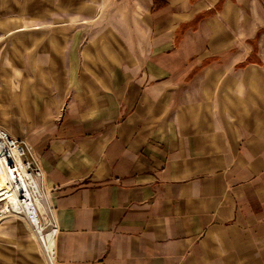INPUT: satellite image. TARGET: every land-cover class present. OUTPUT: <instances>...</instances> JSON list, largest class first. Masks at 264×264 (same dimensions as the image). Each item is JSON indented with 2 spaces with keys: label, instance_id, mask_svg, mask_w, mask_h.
Here are the masks:
<instances>
[{
  "label": "crops",
  "instance_id": "obj_1",
  "mask_svg": "<svg viewBox=\"0 0 264 264\" xmlns=\"http://www.w3.org/2000/svg\"><path fill=\"white\" fill-rule=\"evenodd\" d=\"M113 3L0 44L53 264H264V0Z\"/></svg>",
  "mask_w": 264,
  "mask_h": 264
},
{
  "label": "rangeland",
  "instance_id": "obj_2",
  "mask_svg": "<svg viewBox=\"0 0 264 264\" xmlns=\"http://www.w3.org/2000/svg\"><path fill=\"white\" fill-rule=\"evenodd\" d=\"M114 1L120 0H0V18L5 20L10 17L8 23L17 29L11 35L4 32L0 34L2 58L11 56L9 44L15 36L26 37V33L30 32L28 28L53 25L54 20L58 21L42 17L41 14L45 10L50 16L56 15L59 11L64 13L65 10L81 12L82 16L72 19L74 22L77 21L75 27H79L82 21L86 23L111 12L115 8ZM89 12H92V15L87 14ZM13 56L25 58V54L20 52H15ZM8 70L9 66L3 62L1 77L3 97L10 93L9 89H5L6 85L12 83L14 86L17 81L19 89L16 92L24 93L25 90L20 86L26 82L27 74L24 72L15 80ZM0 128L11 136L15 134L14 129L17 125L10 123L9 117L3 114ZM0 264H51L45 257L33 228L24 216H16L11 212L0 213Z\"/></svg>",
  "mask_w": 264,
  "mask_h": 264
},
{
  "label": "built area",
  "instance_id": "obj_3",
  "mask_svg": "<svg viewBox=\"0 0 264 264\" xmlns=\"http://www.w3.org/2000/svg\"><path fill=\"white\" fill-rule=\"evenodd\" d=\"M30 151L27 144L15 140L0 128V203L5 202L0 213L24 216L38 237L45 257L53 264L54 241L59 229L46 204L42 170L33 159H26Z\"/></svg>",
  "mask_w": 264,
  "mask_h": 264
},
{
  "label": "bare ground",
  "instance_id": "obj_4",
  "mask_svg": "<svg viewBox=\"0 0 264 264\" xmlns=\"http://www.w3.org/2000/svg\"><path fill=\"white\" fill-rule=\"evenodd\" d=\"M1 185H2V183H1V179H0V186H1ZM1 191H2V190H1ZM1 191H0V192H1ZM5 193H6V192L4 191V193H2V196H4ZM24 213L26 214V212H24Z\"/></svg>",
  "mask_w": 264,
  "mask_h": 264
}]
</instances>
